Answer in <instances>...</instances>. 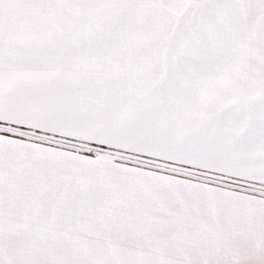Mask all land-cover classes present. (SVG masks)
Wrapping results in <instances>:
<instances>
[{"label":"snow or ice","instance_id":"6c2138e0","mask_svg":"<svg viewBox=\"0 0 264 264\" xmlns=\"http://www.w3.org/2000/svg\"><path fill=\"white\" fill-rule=\"evenodd\" d=\"M0 264H264V0H0Z\"/></svg>","mask_w":264,"mask_h":264}]
</instances>
